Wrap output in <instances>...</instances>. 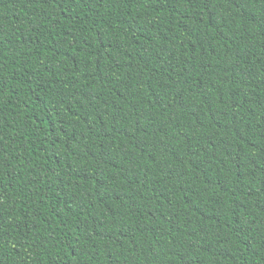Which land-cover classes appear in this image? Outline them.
<instances>
[{
	"label": "trees",
	"instance_id": "16d2710c",
	"mask_svg": "<svg viewBox=\"0 0 264 264\" xmlns=\"http://www.w3.org/2000/svg\"><path fill=\"white\" fill-rule=\"evenodd\" d=\"M0 264H264V0H0Z\"/></svg>",
	"mask_w": 264,
	"mask_h": 264
}]
</instances>
